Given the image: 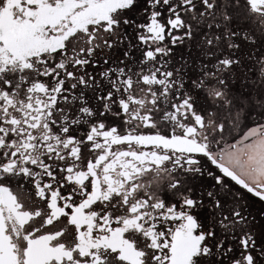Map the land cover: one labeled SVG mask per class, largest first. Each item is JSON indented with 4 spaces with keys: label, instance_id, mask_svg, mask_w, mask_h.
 I'll return each mask as SVG.
<instances>
[{
    "label": "snow or ice",
    "instance_id": "obj_1",
    "mask_svg": "<svg viewBox=\"0 0 264 264\" xmlns=\"http://www.w3.org/2000/svg\"><path fill=\"white\" fill-rule=\"evenodd\" d=\"M0 264H264V0H0Z\"/></svg>",
    "mask_w": 264,
    "mask_h": 264
}]
</instances>
